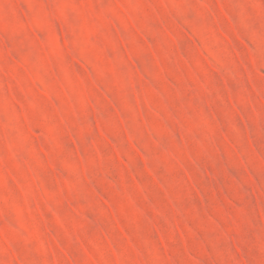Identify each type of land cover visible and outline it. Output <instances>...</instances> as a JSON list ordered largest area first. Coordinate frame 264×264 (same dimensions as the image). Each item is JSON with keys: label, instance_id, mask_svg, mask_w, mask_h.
Wrapping results in <instances>:
<instances>
[{"label": "rangeland", "instance_id": "374dc122", "mask_svg": "<svg viewBox=\"0 0 264 264\" xmlns=\"http://www.w3.org/2000/svg\"><path fill=\"white\" fill-rule=\"evenodd\" d=\"M0 264H264V0H0Z\"/></svg>", "mask_w": 264, "mask_h": 264}]
</instances>
